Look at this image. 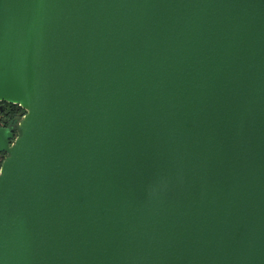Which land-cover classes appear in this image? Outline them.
Here are the masks:
<instances>
[{"label":"water","instance_id":"1","mask_svg":"<svg viewBox=\"0 0 264 264\" xmlns=\"http://www.w3.org/2000/svg\"><path fill=\"white\" fill-rule=\"evenodd\" d=\"M0 101V264H264V0H0Z\"/></svg>","mask_w":264,"mask_h":264},{"label":"flooded vegetation","instance_id":"2","mask_svg":"<svg viewBox=\"0 0 264 264\" xmlns=\"http://www.w3.org/2000/svg\"><path fill=\"white\" fill-rule=\"evenodd\" d=\"M25 114L24 110L20 112L18 105L0 101V127L12 131L15 137L18 136L20 130V121L16 117L21 115L20 118H23ZM6 156V153H0V161H3Z\"/></svg>","mask_w":264,"mask_h":264},{"label":"rangeland","instance_id":"3","mask_svg":"<svg viewBox=\"0 0 264 264\" xmlns=\"http://www.w3.org/2000/svg\"><path fill=\"white\" fill-rule=\"evenodd\" d=\"M10 104H11V103H10ZM18 107L20 108V112L22 113V111H23L24 109H23L21 106H19V105H18ZM24 111H25V110H24ZM25 113H26V111H25ZM24 116H25V115H24ZM24 116H23V117H24ZM20 117H21V115H20V116H17L16 119H17L18 121H21L23 118H20ZM19 134H20V130H19L18 135H19ZM3 160H4V159H3ZM2 162H3V161H2Z\"/></svg>","mask_w":264,"mask_h":264},{"label":"trees","instance_id":"4","mask_svg":"<svg viewBox=\"0 0 264 264\" xmlns=\"http://www.w3.org/2000/svg\"><path fill=\"white\" fill-rule=\"evenodd\" d=\"M2 161H0V169H1Z\"/></svg>","mask_w":264,"mask_h":264}]
</instances>
